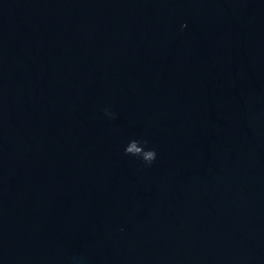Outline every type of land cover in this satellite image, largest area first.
I'll return each instance as SVG.
<instances>
[{
  "label": "water",
  "instance_id": "1",
  "mask_svg": "<svg viewBox=\"0 0 264 264\" xmlns=\"http://www.w3.org/2000/svg\"><path fill=\"white\" fill-rule=\"evenodd\" d=\"M0 264H264V0H0Z\"/></svg>",
  "mask_w": 264,
  "mask_h": 264
},
{
  "label": "clouds",
  "instance_id": "2",
  "mask_svg": "<svg viewBox=\"0 0 264 264\" xmlns=\"http://www.w3.org/2000/svg\"><path fill=\"white\" fill-rule=\"evenodd\" d=\"M146 143H147L146 141L143 142V144H146ZM125 152L126 154L135 153L136 156H140V157L142 154V159L146 164H151L156 158L155 150L143 151V148L136 147L135 144H133L131 148H127Z\"/></svg>",
  "mask_w": 264,
  "mask_h": 264
}]
</instances>
